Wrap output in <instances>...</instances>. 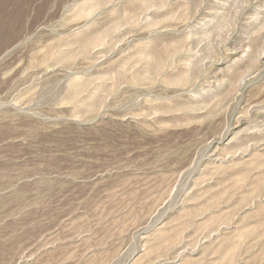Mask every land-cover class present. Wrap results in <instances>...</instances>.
Here are the masks:
<instances>
[{
  "label": "rangeland",
  "instance_id": "374dc122",
  "mask_svg": "<svg viewBox=\"0 0 264 264\" xmlns=\"http://www.w3.org/2000/svg\"><path fill=\"white\" fill-rule=\"evenodd\" d=\"M0 264H264V0H0Z\"/></svg>",
  "mask_w": 264,
  "mask_h": 264
}]
</instances>
